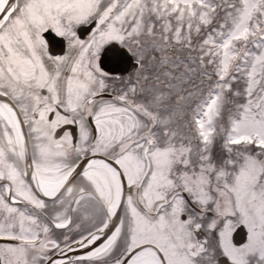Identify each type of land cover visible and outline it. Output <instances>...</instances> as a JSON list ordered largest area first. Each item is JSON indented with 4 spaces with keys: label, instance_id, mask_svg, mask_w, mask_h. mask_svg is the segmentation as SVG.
I'll use <instances>...</instances> for the list:
<instances>
[{
    "label": "snow or ice",
    "instance_id": "6c2138e0",
    "mask_svg": "<svg viewBox=\"0 0 264 264\" xmlns=\"http://www.w3.org/2000/svg\"><path fill=\"white\" fill-rule=\"evenodd\" d=\"M0 264H264V0H0Z\"/></svg>",
    "mask_w": 264,
    "mask_h": 264
}]
</instances>
